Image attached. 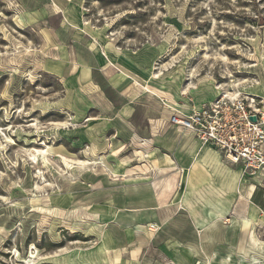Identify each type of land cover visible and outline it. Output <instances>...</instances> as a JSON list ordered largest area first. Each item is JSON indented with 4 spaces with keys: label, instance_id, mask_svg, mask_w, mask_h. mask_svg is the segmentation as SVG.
Instances as JSON below:
<instances>
[{
    "label": "rangeland",
    "instance_id": "374dc122",
    "mask_svg": "<svg viewBox=\"0 0 264 264\" xmlns=\"http://www.w3.org/2000/svg\"><path fill=\"white\" fill-rule=\"evenodd\" d=\"M225 94L264 105V0H0V264L103 263L102 196L177 169L158 168L181 159L178 136L159 145L107 114L121 95L159 99L168 126L171 112ZM101 102L107 111L83 110ZM182 173L172 201L185 192ZM149 226L150 238L160 227ZM213 249L202 264H220Z\"/></svg>",
    "mask_w": 264,
    "mask_h": 264
},
{
    "label": "crops",
    "instance_id": "0c3cea01",
    "mask_svg": "<svg viewBox=\"0 0 264 264\" xmlns=\"http://www.w3.org/2000/svg\"><path fill=\"white\" fill-rule=\"evenodd\" d=\"M74 62L77 67L67 73L69 76L85 66L82 61ZM108 68L110 71V67L104 68V75ZM121 92L125 93V89L121 91L119 88ZM120 98L122 103L112 104L107 114L114 109L116 116L132 132H140L142 138H150L159 145H165L178 136L181 151L178 157L181 159L158 168H177L167 174H158L155 180H158L159 187L153 180L150 186L146 183L140 186L129 184L119 188L114 195L102 196L105 203L95 213L104 226L101 241L94 251L95 260L103 262L100 264H202L205 251L214 248L213 253L218 245L231 243L225 255L214 252L215 262L227 264L226 260L230 257L231 264H240V259L236 257L238 253L248 264H261L259 259L264 257V171L250 175L244 171L242 162L222 163L220 155H223L217 148L204 145L194 132L170 122L174 112L168 114L169 125L166 126L165 108L159 99L151 103L147 97L142 98L141 103L133 104L125 101L122 95ZM101 103L99 106L90 104L83 110L107 111L108 106ZM128 121L130 124H127ZM124 130L130 133L125 127ZM185 170V192L178 200L172 201L169 196ZM100 185L103 186L102 182L99 184L101 188ZM242 185L246 187L241 193ZM116 209L119 214L114 218ZM236 217L245 219L238 221ZM152 221L160 229L149 238L143 227ZM221 221L230 231L240 229L238 235L228 238L225 228L226 243L221 241ZM137 234L145 235L150 245L134 244ZM238 247L241 252H238Z\"/></svg>",
    "mask_w": 264,
    "mask_h": 264
},
{
    "label": "built area",
    "instance_id": "2783aa9c",
    "mask_svg": "<svg viewBox=\"0 0 264 264\" xmlns=\"http://www.w3.org/2000/svg\"><path fill=\"white\" fill-rule=\"evenodd\" d=\"M261 104L254 97L225 94L192 114L173 113L170 122L194 132L201 143L217 148L228 162H242L244 171L255 175L264 171Z\"/></svg>",
    "mask_w": 264,
    "mask_h": 264
},
{
    "label": "bare ground",
    "instance_id": "6f19581e",
    "mask_svg": "<svg viewBox=\"0 0 264 264\" xmlns=\"http://www.w3.org/2000/svg\"><path fill=\"white\" fill-rule=\"evenodd\" d=\"M81 162H82V161H81ZM82 163H83V162H82ZM236 219H237L238 221H240V220L245 219V218L239 219V218L236 217ZM158 228H159V227H157L155 223H151L150 226H149V229H150V230H158ZM225 259H226V258H225ZM233 259H234V258H233ZM226 263H227V264H231V263H232V262H230V257H228V259L226 260ZM240 264H241V262H240Z\"/></svg>",
    "mask_w": 264,
    "mask_h": 264
},
{
    "label": "water",
    "instance_id": "95a60500",
    "mask_svg": "<svg viewBox=\"0 0 264 264\" xmlns=\"http://www.w3.org/2000/svg\"><path fill=\"white\" fill-rule=\"evenodd\" d=\"M256 119H257V118H256L255 116H252V120H253V121H256Z\"/></svg>",
    "mask_w": 264,
    "mask_h": 264
}]
</instances>
